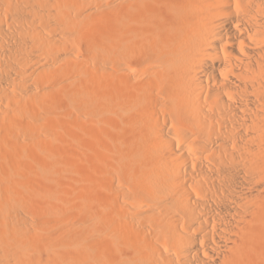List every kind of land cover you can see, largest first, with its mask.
Masks as SVG:
<instances>
[{"label":"bare ground","instance_id":"obj_1","mask_svg":"<svg viewBox=\"0 0 264 264\" xmlns=\"http://www.w3.org/2000/svg\"><path fill=\"white\" fill-rule=\"evenodd\" d=\"M0 264H264V0H0Z\"/></svg>","mask_w":264,"mask_h":264},{"label":"rangeland","instance_id":"obj_2","mask_svg":"<svg viewBox=\"0 0 264 264\" xmlns=\"http://www.w3.org/2000/svg\"><path fill=\"white\" fill-rule=\"evenodd\" d=\"M111 1L112 0H104V4H106V3H111ZM100 27H102V29H103V31H100V30H102V29H100ZM99 27V33L100 34H103V35H105V33L104 32H106V30H110V28H108L109 26L108 25H104L103 23H102V25ZM107 32H109V31H107ZM106 35H109V34H106ZM105 35V36H106ZM88 41L86 42V41H84V42H80V45H79V47H80V49L79 50H81V52H83V53H85L86 52V50L88 49ZM85 112V111H84Z\"/></svg>","mask_w":264,"mask_h":264}]
</instances>
